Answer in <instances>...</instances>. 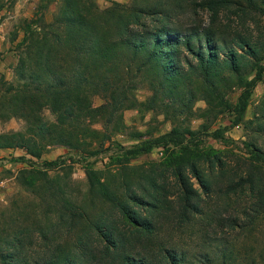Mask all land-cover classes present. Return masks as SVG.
Wrapping results in <instances>:
<instances>
[{"label": "trees", "instance_id": "1", "mask_svg": "<svg viewBox=\"0 0 264 264\" xmlns=\"http://www.w3.org/2000/svg\"><path fill=\"white\" fill-rule=\"evenodd\" d=\"M243 1L264 13V0ZM169 2L131 0L98 11L81 0H63L54 22L39 26L42 35L36 38L34 50L27 51L17 65L18 84H10L3 99L7 112L25 118L29 125L24 133L1 134L0 148H23L40 159L48 145L62 146L74 151L80 161L112 150L104 170L91 164L85 171L90 193L112 204L114 210L100 213L81 229L74 251L59 244L48 246L45 253L28 261L17 250L24 245L18 238L7 242V248L0 246V264H233L234 245L227 238L222 243L217 235L203 237L206 250L191 254L157 236L162 219L183 230L206 211L223 218L220 209H208L207 203L216 187L213 177L229 166L219 151L194 140L223 114L235 118V124L240 122L251 93L263 80L264 49L244 35L228 38L214 27L218 10L229 0L201 2L211 11L206 25L181 23L178 4ZM35 24L34 29L27 25L31 34L38 29ZM140 83H146L151 92L147 108L160 102L170 109V115L164 111L166 117L176 122L175 118L192 114V103L201 98L206 107L199 116H207L209 123L202 129L173 124L156 136L137 135L133 144L117 141L114 135L124 126L122 112L137 105L134 90ZM233 89L239 92L235 103L229 99ZM90 96L103 101L93 105ZM31 102L48 106L55 121H43L37 113L41 107L33 108ZM262 103L256 128L264 133V97ZM209 135L220 138L221 126ZM251 146L240 163L239 190H247L253 215L258 217L264 212V168L258 164H264V153ZM153 149L162 152V163L142 170L140 180L133 183L124 170L130 168V160ZM41 162L42 168L32 171L33 176H41L46 188L59 197L56 200L69 219L86 218V211L67 199L63 186L48 175L58 161ZM201 163H206L208 174ZM112 165H119L117 172L111 171ZM25 184L34 186L35 178ZM232 185L228 193L235 192ZM226 219L228 229L240 227L238 216ZM202 231L208 234L206 227Z\"/></svg>", "mask_w": 264, "mask_h": 264}, {"label": "rangeland", "instance_id": "2", "mask_svg": "<svg viewBox=\"0 0 264 264\" xmlns=\"http://www.w3.org/2000/svg\"><path fill=\"white\" fill-rule=\"evenodd\" d=\"M130 1L81 0L86 5L92 4L91 9L98 11L111 7L113 3L128 4ZM202 1L170 0L168 4H178L181 23L206 25L210 21L211 11L200 5ZM62 5L63 0H0V135L24 133L29 125L25 118L7 112L6 101L3 100L8 97L5 91L10 84L15 86L18 84L17 65L20 58L26 56L27 51L31 53L34 50L36 38L42 35L39 26L53 23ZM252 9L243 0H229L225 7L218 10L214 27L223 31L228 38L236 33L244 35L264 49V13ZM35 23L38 29L31 34L27 30V25L34 29ZM236 91L233 89L229 93L232 103H235L239 93ZM150 95L146 83H140L134 90L137 105L122 112L124 126L114 135L117 141L133 144L138 141L135 136L142 135V138L156 136L168 132L173 124L190 129H202V125L209 123L210 119L207 116H199L206 107L205 101L201 98L192 103V114L188 116L184 114L186 117L175 118L174 122L171 116L166 117V113L170 115V109L164 108L162 103L159 102L152 109L145 106ZM263 97L264 76L251 93L248 106L239 123L235 124V118L223 114L213 120L207 130H201L199 138L194 140L200 146L219 151L229 166L226 172L213 177L216 180V184L214 183L216 187L207 203L208 209L210 207L220 209L223 218H214L206 211L191 227L183 230L173 228L171 221L162 219L157 238L192 254L205 251L202 243L204 239L207 240L209 235H217L222 239V243L227 238L234 245L233 264H264V212L254 217L251 210L253 199L246 189L239 190L242 157H248L252 144L257 145L264 153V133L257 132L256 128V118L263 114ZM90 100L93 105H99L103 101L100 96H90ZM27 106L29 107V104ZM30 106L41 107L37 113L43 121L48 123L55 121L56 115L48 106H40L36 102H31ZM159 106H162L161 109ZM217 126H221L222 129L220 138L209 135ZM47 148L48 151L40 159L26 154L23 148H0V246L7 248L8 244L16 239H23L24 245L17 246V250H22V255L28 261L41 256L48 246L54 248L59 244L66 251H74L81 229L88 227L89 221L97 219L100 213L114 210L112 204L103 201L99 195L90 193L85 171L91 164L104 170L108 165L106 155L112 153V150L80 161L77 160L79 156L74 151H68L62 146L48 145ZM72 157L75 158L74 162ZM41 160L58 161L54 169L48 170V175L63 186L67 199L86 211V218H76L75 222L69 219V214H64L68 212L56 200L59 197L46 188L41 176L40 178L39 175L33 176L32 171L42 168ZM162 160V152L153 149L130 160L131 169L124 171L131 181L136 183L140 180L142 170L148 169L149 166H158ZM258 164L264 168L263 162L259 161ZM118 166L112 165L111 171L117 172ZM132 167H136V170ZM200 167L205 174L209 173L206 163H201ZM213 170L217 172V168L214 167ZM32 177L35 178L36 184L28 187L25 183L28 179L31 181ZM191 180L196 187H200L194 177ZM230 182L233 183L232 189H236L235 192H232L233 190L227 192ZM234 215L238 216L237 223L240 227L228 229L226 218ZM209 224L211 225L208 226ZM205 227L208 234H200L206 232L202 231Z\"/></svg>", "mask_w": 264, "mask_h": 264}]
</instances>
